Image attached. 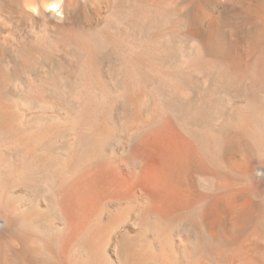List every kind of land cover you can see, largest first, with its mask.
Segmentation results:
<instances>
[{"label": "bare ground", "instance_id": "6f19581e", "mask_svg": "<svg viewBox=\"0 0 264 264\" xmlns=\"http://www.w3.org/2000/svg\"><path fill=\"white\" fill-rule=\"evenodd\" d=\"M5 1L10 7L18 3V0ZM91 1L94 2L91 28H112L122 59L133 56L134 63L140 67L148 64V70L155 75L179 73L184 69L192 72L193 65L201 60V104L213 95L227 97L222 93L224 87L243 86L246 93L250 88L258 97H229L226 102L230 108L242 107L241 113L234 118L218 114L222 103L215 107L214 121L201 123V140L183 132L174 137L163 134L140 136L131 155L138 166L130 159L106 158L90 164L81 172L79 170L81 174L77 173L79 176L75 179L60 185L57 192L59 200L70 197L73 217V226L70 227L56 205L57 193L53 187L56 183L51 184V181L77 170L76 164L73 166L77 141L75 148L64 147L60 127L61 122L68 124L83 116L85 96L91 89L86 87L89 84L86 80L85 85L71 92L75 110L69 112L62 109L63 104L54 89L57 73L48 72L46 81L39 83L33 79L24 83L21 80L17 83L20 91L27 98L34 95L35 101L40 102L36 108L45 110L51 117L40 119L34 125L28 120L16 124L12 120L13 104L0 95V130L11 136V139L7 138L10 146L22 148L21 156L25 160L41 163L44 177L49 181L42 177L41 170L40 177L45 180L35 177V172L26 169V163L18 178L12 173L15 160L6 164L2 160L3 167L9 169L4 175L9 187L0 192V198L8 199V204L0 209V264H74L82 256L86 260L96 257L102 264L105 261L113 264H264V118L261 119L263 112L260 113L264 107V0ZM32 2L37 8L33 10L24 6V14L32 18L38 13L53 17L52 20L58 19L54 28H64L65 37L71 40L74 30L71 16L81 7V0ZM57 2L59 8L44 7ZM85 17L84 20L88 18ZM190 37L195 38L194 42L189 40ZM53 43L55 52L66 63L72 61L68 51L60 49V40ZM22 49L17 46L14 51L24 60L32 49H26L27 52ZM154 56L161 62L162 58L172 62L150 63L149 58ZM23 68L27 70L28 67ZM219 71L225 72V77L220 76ZM7 75L0 73V79L5 82ZM141 92L137 96L144 97L140 101L148 104L149 99ZM137 100L130 101L132 112L124 114L123 118L131 122L141 119ZM126 101L118 97L112 110H122ZM28 103L26 99H17L16 108L26 110ZM174 127L177 129L176 125ZM94 138L105 145L104 133L98 132ZM59 148L64 151L60 152ZM153 152L161 153L165 158L160 163V174L166 187L183 191L186 194L183 196H188L187 204L201 201V246H193L187 235L173 238L165 219L156 220L152 215L151 197L140 191L139 182L145 177L146 159L150 154L154 156ZM17 185L20 189L15 190ZM19 191L34 205L27 199L17 200ZM138 203L141 211L125 217V213ZM55 227L58 230L64 227L65 230L60 253L55 246L58 235ZM198 247H201V256Z\"/></svg>", "mask_w": 264, "mask_h": 264}, {"label": "rangeland", "instance_id": "374dc122", "mask_svg": "<svg viewBox=\"0 0 264 264\" xmlns=\"http://www.w3.org/2000/svg\"><path fill=\"white\" fill-rule=\"evenodd\" d=\"M17 2L18 5L14 4L10 7V5L7 4L5 0H0V73L8 74V77L5 78V82L2 81L3 79H0V95L4 96L5 98L7 97L13 104L12 110L14 116L12 117V120L17 122L16 124H18L19 121L21 122L23 120H28L27 122L34 125L37 121H40V119H48L51 117L50 113L45 112V110L40 111L39 107L36 108L37 105H40V102L35 101L34 95L27 98L23 94V92L20 91L17 83H21V80L24 83V81L33 79L34 81L39 83L41 81H46L48 72H53L54 74L57 73L58 79L54 84V89H56L58 93L59 101L63 104L62 109H68L69 112H72L73 109L75 110V106L70 99L71 92H73L74 89L82 87L87 82L89 84L86 87L91 89V91L88 92L85 96L83 116L78 121L72 120L68 124H66L65 122H61L62 125L60 127L59 135H61L62 139H64L63 146L67 148H75V142L77 141L76 144L78 151L73 165L75 166L76 164L75 169L77 168V172L74 170L75 172L73 173V170H71V172H66L67 175H65V173L64 175L61 174L63 176H58L59 178H54L52 180L53 182L51 181V184L56 183V185L53 184V187L55 186L54 188L56 190V193L59 192L61 188L60 185L62 186L64 183L67 184L68 182L73 180V178L75 179L81 174L80 172L82 169H85L90 164H96V162H98L99 160L101 161L106 158L113 160V158H116L117 160L120 159L121 161H124L130 159L129 161L135 164V166H138V163L134 161L133 156L131 155L136 145L139 144L138 138L140 136H146L149 134L174 137L176 136V134L178 135L179 133L183 132L189 137L192 136L201 140V123L214 121L216 117L215 107L219 106L222 103L223 105H220L218 114H225L230 118H234L241 113L242 107L236 106L234 108H230L229 104L227 103L229 97L233 96L237 99L242 98L246 95L247 97L249 96L248 98L258 97L257 93L254 95V91H252V89L250 88L246 93L243 86L228 88L224 87V91L222 93H225L227 97L223 96V98H218L213 95L212 98L210 97L207 101H205L204 104H201V60H199L196 65H193L192 72H188L184 69V71H181L179 73H164V76L155 75L153 72L149 71L147 66L148 64H145L144 67L138 66L137 63H134L135 61L132 58L133 56H124L125 58L122 59V55L119 50V44L115 39L114 30L112 28H103V26L91 28L90 23L93 14L92 9L94 8V2L91 0H81L82 5L79 8L80 10L77 9L72 12L70 21L74 28V36H70L71 40L68 39V36L65 37V30H63L64 28H54L56 23L59 22L58 19L56 20L55 18V20H52L53 17H44L42 14L38 13H35V17L31 18L28 14H24L25 12L23 10V7L25 0H18ZM37 2L39 4L42 3L43 0H37ZM84 13L87 14L85 15ZM85 16H88V18L86 19L87 21L84 20L86 18ZM30 18L31 20L34 18V22L31 21ZM91 33L93 36L91 35ZM67 39L69 40L68 42L66 41ZM78 39L81 42H79ZM55 40H60V49L64 50L65 52L68 51L67 54L70 58L72 57V61L70 59V62L66 63V61L63 60V57L59 56L58 53L55 52L53 43ZM189 40L194 42L195 38L190 37ZM64 41L66 42L64 43ZM113 42L114 44H112ZM17 46L23 48L22 50L25 52H27L31 48L32 52L30 53L28 51V53H26L25 55L26 57L23 60L14 51V48ZM82 46L86 48H82ZM80 52L85 53L82 54ZM156 58V56L152 57L151 59L149 58V62L169 63L170 61V59L169 61H166L162 58L161 62V59ZM23 64L27 65V70L23 68V66H25ZM88 64L91 65L89 66ZM89 67L91 68L89 69ZM88 69L90 70V72L87 73L86 70ZM219 75L225 77L226 74L225 72L219 71ZM17 80H20V82H17ZM86 80L87 82H85ZM17 87L19 90L17 89ZM176 87L178 88L176 89ZM50 88L52 89V87ZM8 89H10L11 91ZM140 91L143 92L142 95L145 96V98L149 99L148 104L140 101L144 98L141 96V99V97H139L140 95L137 96ZM28 95H31L30 92H28ZM101 95L104 97L102 98ZM118 97H123L128 102L126 101V104L122 110L114 112V110H112L113 103L118 99ZM128 98L131 100L138 99L137 101L139 102L141 121L134 120V122H131L130 120H127V118H123L124 114L132 112L133 106H131V100H129ZM17 99H26L27 102H29V106L27 107L28 109H17ZM214 100H216L217 102ZM104 101L106 102V104ZM261 107H263V105ZM261 112H263V116L261 114H259V116H262L261 119H263L264 107L260 109V113ZM169 124H171L173 127L174 125H176L177 129L175 127L173 128L172 126V128L168 127ZM176 130H178V133ZM0 131H2L0 132V148L2 147L0 149V162L2 163L4 161V163H8L15 160V169L12 170V173L14 175L17 174L18 178H20V174L22 173L23 169L25 170V166L26 169L35 172V177H40V175L42 176L41 172L43 168L41 167V163H39L38 161L29 162L28 160H25L24 156H21L23 155L22 148H18L16 146L14 147V145H11V147L9 142L7 141L8 139H11V136L5 131L3 132L2 129ZM98 132L104 133L106 135L107 139L105 145H102L100 142H96L94 140L95 134ZM183 148H185L186 151H190L186 147ZM59 151L63 152L64 149L59 148ZM191 153L193 154V152ZM7 154L9 155L7 156ZM150 155V158L148 157L146 159L147 166L145 174L143 175L145 177H142L139 184L141 185L140 191L142 190L141 192L145 193L144 195L149 196V198L151 197L150 199L152 200V215L155 216L156 220L163 218L165 219L166 227L170 231L173 238L187 235L188 240H190L193 246H198V244H200L199 246H201V201H196L198 203H195V201H189L187 204L188 196H183V194L186 195L183 191L179 192L178 190L168 189L164 182L161 180L160 174L161 164L163 163L162 161L165 158H162L161 153L154 154V156L156 157ZM160 155L161 157H158ZM157 157L160 159H158ZM148 159H150V161H147ZM155 161L159 162L158 165L152 164ZM1 163L0 192H3L2 190L5 191L9 187V182L6 181V178H4V175L9 172V169L3 167L5 165L4 163ZM42 173V177H44V172ZM77 173L80 174L77 175ZM159 175L160 177H158ZM44 178L47 179V177ZM44 178L42 179L45 180ZM60 178H65V181L63 182L64 179L60 180ZM5 181L6 183H3ZM58 182L61 183L59 184ZM20 186L17 185L15 187V190L20 189ZM174 192H176L175 195ZM58 194L59 193H57L56 197V205L57 207H59L61 216L65 218L66 225L68 223V226L71 227L73 226V217H71V201L70 199L68 200V198L70 197L68 195V198H66L65 200H59L60 198ZM81 194L82 193L79 192V196ZM16 195H19L16 198L17 200L26 201L27 199L30 204L32 203L23 192H17ZM147 196H145L144 198H146ZM0 199V209H2L5 207V205L8 204V199L3 197ZM140 203L143 205L144 202L142 203V200H140ZM140 203L129 209L125 213V217H130L133 214L139 213L141 211V206L139 205ZM31 205L34 204L32 203ZM85 208L86 207L84 206L83 212L85 211ZM55 229L56 235L58 234L57 241H55V246L60 253V249L62 246L61 239H63V237L65 236V230L64 227H60L59 230L55 227ZM198 251L201 256V247H198ZM74 264L102 263H100V261L96 257L91 256L86 260V258L82 256L81 258H79V261L77 263L75 262ZM104 264L113 263L105 261Z\"/></svg>", "mask_w": 264, "mask_h": 264}, {"label": "clouds", "instance_id": "9594fccd", "mask_svg": "<svg viewBox=\"0 0 264 264\" xmlns=\"http://www.w3.org/2000/svg\"><path fill=\"white\" fill-rule=\"evenodd\" d=\"M24 6L30 9H36L37 5L35 3L32 2V0H25ZM44 7H60V4L57 3H53V4H45Z\"/></svg>", "mask_w": 264, "mask_h": 264}]
</instances>
